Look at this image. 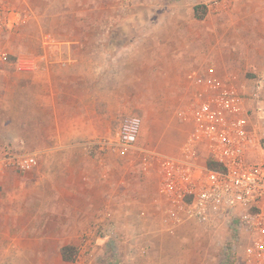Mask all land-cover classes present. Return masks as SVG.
Wrapping results in <instances>:
<instances>
[{
  "label": "crops",
  "instance_id": "obj_1",
  "mask_svg": "<svg viewBox=\"0 0 264 264\" xmlns=\"http://www.w3.org/2000/svg\"><path fill=\"white\" fill-rule=\"evenodd\" d=\"M174 4L170 7L182 3ZM231 9L234 14L249 9L250 16H244L247 22L241 25V35L233 37L264 40V0H235ZM165 20L171 25V48L163 49L168 33H159L153 39L162 48L149 47L144 55L155 62L163 58L161 73L171 79V93L184 103L192 98L194 77L224 72L227 65L222 57L232 47H225V29L213 36L210 27L198 36L190 28L186 32L184 24L196 20L193 11L186 16L176 12ZM211 40L216 44H210ZM72 43L47 47L43 42L37 52L26 55L34 62L29 71L18 68V58L0 63V154L7 149L24 151L33 153L37 161L28 173L0 174V190L7 191V201L15 205L10 224L17 226V232L76 233L91 229L107 210L116 237L95 240L93 263L103 258L111 264H178L166 250L169 227L158 203L155 170L143 177L137 173L141 180L134 183L126 164L93 146L104 136L109 121L127 111L124 105L129 103L128 94L115 95V87L127 86L115 73L113 51ZM255 47L254 43L246 50ZM211 53L218 60L215 66L208 59ZM138 64L145 72L146 61L138 60ZM176 129L181 146L190 126L180 121ZM143 136L137 142L139 151L149 150ZM174 151L165 155L177 156ZM118 247L121 255H115Z\"/></svg>",
  "mask_w": 264,
  "mask_h": 264
},
{
  "label": "rangeland",
  "instance_id": "obj_2",
  "mask_svg": "<svg viewBox=\"0 0 264 264\" xmlns=\"http://www.w3.org/2000/svg\"><path fill=\"white\" fill-rule=\"evenodd\" d=\"M176 2L182 4H178L174 10L170 5H175ZM204 4L205 0H0V5L7 9L8 20L14 21L0 31V54L6 53L8 57L5 62L13 63L16 58L37 52L43 42L47 47L73 42L71 46L96 45L98 48L112 49L115 73L119 75V81H123L127 86L122 90L115 87V95L128 94L129 103L124 105L127 111L115 115L114 119L109 121L104 136L93 146L99 149L100 154L110 153L119 163L126 164L129 167L131 181L135 183L141 180L138 174L146 176L152 169L147 174L141 171L138 153L120 157L109 152L107 148L101 151L100 143L105 145L114 143L122 121L129 116H138L142 121L141 134L144 135L146 144H149L148 151H155L164 156H168L165 154L172 150L179 152L181 146L177 145L179 134L176 129V124L180 122L178 113L189 105L190 100L179 103L178 97L171 93L173 83L171 79L165 77V73H161L160 62L163 58L158 57L159 61L155 62L152 56L144 55L149 47L162 48L161 44L156 45L153 39L157 38L155 35L159 33L163 35L168 33L163 49L171 48L169 45L171 25L165 19L176 15V12L186 16L195 6H204L206 10L204 21L196 19L192 25L185 23L186 32L190 28L192 34L198 36L210 27L209 31L213 36L218 29H225V47H232V50L227 49L225 57H222L227 65L224 72L211 74L222 77L227 72L236 71L232 73L240 74L246 80H252L257 75L264 77V40L247 39L246 35L238 36V39L233 37L244 31L241 25L250 17L246 13L249 9H242L240 13L234 14L232 4L227 11L214 12L206 9ZM244 16L247 19H244ZM142 21L143 23L139 24ZM140 32L143 35L138 37ZM213 43L216 44V40L210 41V44ZM254 43L255 48L246 50V46ZM208 59L211 65L215 66V63H218L215 54L211 53ZM138 60L140 63L146 61L145 72L143 66L138 64ZM2 62L4 61L0 60V63ZM1 66L3 65L0 64ZM119 108L116 106L118 111ZM174 145H177L175 149ZM11 152L17 156H34L33 153L24 151ZM4 157L5 151H1L0 174L12 172L20 174L17 170L4 165ZM6 192L0 190V264L112 263L106 262L103 258L100 262H92L95 237L104 235L96 232L94 226L76 233L14 231L17 226L10 222L15 213V205L7 201ZM105 212L107 210L102 212L98 222L103 220L104 226L107 223L114 226L112 216L106 222L103 216ZM235 214H238V210L226 211L211 225L187 222L175 229L169 228L167 235L170 237L166 240V250L177 258L178 264H243L235 258V253L240 250V238L244 234L238 229ZM164 220L167 224L165 217ZM232 227H236L237 233ZM84 236H87L90 243L86 249L91 256L80 255L84 250L82 242ZM63 247H70L71 253L75 252L72 261L63 260L60 254ZM115 251V255H121L120 247Z\"/></svg>",
  "mask_w": 264,
  "mask_h": 264
},
{
  "label": "built area",
  "instance_id": "obj_3",
  "mask_svg": "<svg viewBox=\"0 0 264 264\" xmlns=\"http://www.w3.org/2000/svg\"><path fill=\"white\" fill-rule=\"evenodd\" d=\"M234 0H205L206 9L227 11ZM7 9L0 5V31L7 26ZM1 53L0 60L6 61ZM21 71L32 69L28 57L18 58ZM189 105L178 113L190 126L177 156L139 151L142 130L138 116L126 117L120 124L114 143H100V150L120 157L138 153L141 171L154 169L158 177V203L168 227L175 229L187 222L211 225L226 211L237 212L241 230L240 250L235 258L243 264H264V77L246 80L237 73L222 77L202 75L192 79ZM107 146V147H106ZM4 165L27 173L37 166L34 156L13 155L7 149ZM106 222L110 212L103 215ZM94 226L96 239H115L114 226ZM237 233L236 227H232ZM81 256L89 255L90 243L83 237ZM91 256V255H89Z\"/></svg>",
  "mask_w": 264,
  "mask_h": 264
},
{
  "label": "trees",
  "instance_id": "obj_4",
  "mask_svg": "<svg viewBox=\"0 0 264 264\" xmlns=\"http://www.w3.org/2000/svg\"><path fill=\"white\" fill-rule=\"evenodd\" d=\"M193 12H194V17L195 19L199 20V21H202L204 19V16H205V13H206V10L204 8V6H195L194 9H193ZM71 248L70 247H63L61 250H60V254L63 258L64 261H72L73 260V255H75V252L71 253Z\"/></svg>",
  "mask_w": 264,
  "mask_h": 264
}]
</instances>
